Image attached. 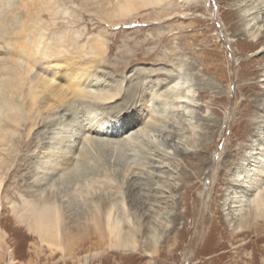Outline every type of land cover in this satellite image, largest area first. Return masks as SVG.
<instances>
[{
	"label": "rangeland",
	"instance_id": "1",
	"mask_svg": "<svg viewBox=\"0 0 264 264\" xmlns=\"http://www.w3.org/2000/svg\"><path fill=\"white\" fill-rule=\"evenodd\" d=\"M52 1L56 15L46 10L42 14L44 25L49 24L46 33L53 41L69 34L70 44H84L87 53L76 62L89 66L96 78L109 84L110 93L116 92L105 104L104 115L133 113L143 102L142 91H151L147 87L156 77L169 74L183 82L177 95L190 88L192 101L187 113L180 110L168 84L163 86L159 91L170 98L157 100L145 134L117 146L93 140L82 150L76 168L37 184L39 159L50 152L47 143L54 140L52 135H65L59 131L66 115L81 106L74 103L68 113L63 103L44 100L47 94L40 91L38 100L44 102L11 124L16 131L0 151L5 159L0 169V231L5 233L0 264H264V216L236 228L226 219L229 210L222 207L223 199L232 196L239 161L263 136L264 20L263 27H256L257 41H251L242 33V13L235 0H166L109 20L83 6L84 0ZM64 65L59 68L65 73L58 72L50 84L72 90ZM68 98L75 100L71 94ZM59 122V129L53 130ZM210 167L215 178L203 179ZM42 189L44 195L59 199L63 232L77 237L70 255L41 245L11 210ZM95 205L102 210L113 205L123 229L134 223L141 245L127 250L100 241L90 222L88 232L72 230L92 216ZM152 237L157 245L150 253Z\"/></svg>",
	"mask_w": 264,
	"mask_h": 264
},
{
	"label": "bare ground",
	"instance_id": "2",
	"mask_svg": "<svg viewBox=\"0 0 264 264\" xmlns=\"http://www.w3.org/2000/svg\"><path fill=\"white\" fill-rule=\"evenodd\" d=\"M164 1L166 0H84L83 6H88L89 10L99 12L103 19L109 20L135 15L142 9L160 5ZM235 1L242 13V22L244 23L242 33L251 41H254L256 39V27H263L260 23L264 20V0ZM43 4H46L45 8H43ZM55 4L52 0H13V3H11V0H0V151H5L4 145L8 142V137L14 135L16 131L11 124L17 123L20 117H23L32 109L39 108L40 103L43 101L38 100L40 91H45L47 94L43 96L44 100L51 99L58 105L63 103L61 104L62 107L63 109L67 107L65 110L68 113H70V109L75 107L74 103L81 105L71 113L72 115H66L69 118L64 119L62 117L66 122L65 125L61 126L59 122L56 128L53 127V130H56L61 126V131H58H64L67 134L63 135L61 133L58 136L55 134L54 137L51 136V139L54 140L47 143L50 152L44 154L45 159L43 161L39 159L38 162L37 169L41 171V176H39L37 184H45L42 183L45 179L51 181L52 177L62 172V170L71 167L76 168L80 162V157L84 155L82 150L93 140H101L103 145L106 146H117L124 141L135 138V135L145 134L148 124H151L154 120L153 113L157 100L170 98L167 92L164 93V90L159 91L163 86L168 84V92L174 93L173 102L180 104L178 105L181 108L180 110H185L187 113L189 106H191L189 102L192 101L188 94L191 91L190 88H186L185 94L177 95L176 92L183 85V82L176 81L169 74V77H156L154 84L147 87L151 91H142L143 96L140 98L143 102L133 113L131 112L123 117L117 115V112L115 116L104 115L105 104L108 103V100L111 102L116 96V92L110 93V89L106 87L109 84L106 85V82L100 77L96 78L94 72L89 71V66L78 65L79 62H76V58L82 60L80 59L81 54L87 53L84 44L81 46H78V44L74 46V43L73 45L70 44L71 37L69 34L66 35L67 38L57 35V39L53 41L49 33H46L49 24L46 22L47 25H44L42 14L46 10L51 16L56 15ZM263 33L264 28L262 29ZM262 36L264 38V34ZM230 41L235 40L231 38ZM262 44L261 46L264 47V41ZM63 63L65 64L64 67H67L66 73L69 74V78H72L74 85L72 90L61 83L50 84V81L56 78L58 72L60 74L61 72L65 73L59 68L63 67ZM77 65L79 71H76ZM90 78L91 80L88 81ZM157 85L160 87H157ZM68 94L74 96L75 100L71 101ZM26 98L29 100L28 104L23 102ZM82 102H88L89 104L83 105ZM57 107L54 105L53 110ZM262 110H264V105ZM78 112H83V117L82 113L79 114ZM135 128L138 130L135 131ZM260 133H263L264 136V125H262V128L260 127ZM262 137L256 139L258 143L252 144L249 153L239 161L238 168L235 169L236 176L231 182L232 186H230L232 196L224 198L222 202L223 210H229L226 213V219H229V221L232 219V226L236 224V228L253 225L260 217L264 216V138ZM225 148H223V154L220 155L222 156L221 159L226 154ZM254 149H257L258 152H253ZM251 150L252 152H250ZM1 152L0 169L5 163ZM213 156L217 157V154L214 153ZM164 160H166V157ZM213 163H211V166L215 164ZM132 174H129V176ZM206 174L203 179L206 177L207 179L215 178L212 168ZM133 176L135 175H132L131 178ZM199 195L202 197L201 193ZM14 204L11 206L12 212L18 215L19 222L24 223L27 230L37 236L41 245L48 247L51 252L62 251L71 254L72 240L77 239V237L71 235V232H63L64 213L59 199H56L55 196L44 195V190H39L32 198L23 199L20 207L17 208ZM98 206L95 207L92 216L82 222V226L76 224L72 227V230L85 229L93 224L91 232L100 241L105 239L110 245L127 250H134L141 245L140 240L137 239L138 228L134 223L130 222V225L123 229L121 220L114 214L113 205L103 210ZM125 221L127 222L126 219ZM89 222L90 225H88ZM84 232L88 231L85 229ZM4 236L5 233L0 231V245ZM86 238L84 237L83 240ZM151 241H153V248L150 253L156 251L157 245V241L153 237Z\"/></svg>",
	"mask_w": 264,
	"mask_h": 264
}]
</instances>
